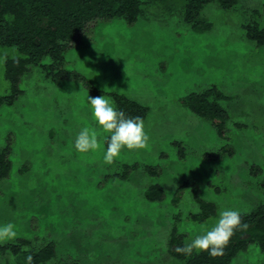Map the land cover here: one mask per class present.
<instances>
[{
	"label": "rangeland",
	"instance_id": "obj_1",
	"mask_svg": "<svg viewBox=\"0 0 264 264\" xmlns=\"http://www.w3.org/2000/svg\"><path fill=\"white\" fill-rule=\"evenodd\" d=\"M184 4L154 1L132 25L97 22L64 54V70L86 85L76 77L54 82L35 66L12 105L0 106V152L10 148L0 225L17 232L0 245L28 242L15 255L0 253V264H26L31 250L49 243L55 253L46 264H183L168 253L174 223L188 243L221 211L251 214L264 204V44L246 36L250 26L264 28V0L228 9L209 3L198 16L200 28L209 27L200 31L184 23ZM5 56L18 53L0 47V97L9 94ZM211 87L226 97L222 136L183 103ZM89 88L114 107V94L144 106L148 147L124 148L105 164L110 134L93 117ZM85 127L100 147L81 153L74 142ZM186 182L216 208L202 223L192 219L199 208ZM155 184L164 192L159 202L144 196ZM230 264H264V253L251 244Z\"/></svg>",
	"mask_w": 264,
	"mask_h": 264
},
{
	"label": "trees",
	"instance_id": "obj_2",
	"mask_svg": "<svg viewBox=\"0 0 264 264\" xmlns=\"http://www.w3.org/2000/svg\"><path fill=\"white\" fill-rule=\"evenodd\" d=\"M154 1L157 0H0V47L15 48L17 57H21L18 64L13 58L5 60V79L9 84V94L0 97V106L12 105L21 94L18 84L20 78L35 66H41L46 76L54 82L72 77L84 81L80 76L64 70L65 52L76 46L97 22L122 20L132 25L138 20L142 7ZM212 2L228 9L234 6L236 0H185L184 23L197 31L207 29L209 25L200 28L198 16ZM246 36L259 46L264 44V28L250 26ZM45 58H49L51 63L42 64ZM84 83L86 85L85 81ZM89 89L93 96L100 93L93 88ZM112 99L115 107L124 111L127 116L145 118L144 106L116 94ZM225 99L219 90L211 87L187 96L183 103L192 113L209 121L222 136L228 120L227 112L221 105ZM9 149L8 145L0 152V180L6 178L10 170ZM149 173L156 176L158 171L151 168ZM186 186L191 187L194 202L199 208V212L192 216L195 223H202L215 215L214 204L201 199L198 187L188 182L182 187ZM144 196L148 201L159 202L164 198V192L155 184L145 191ZM241 216L250 228L247 232L235 233L222 257L211 258L207 252H193L191 256L176 253L174 248L185 244L184 235L177 232L176 223L169 235V255L175 260L183 261V264H230L239 252L246 251L251 244L257 245L264 253V204L259 205L251 214ZM27 244L28 242L21 240L18 245H0V253L10 252L15 255L19 253L21 246ZM54 253V245L49 243L35 251L31 250L28 255L33 256V264H46L54 257Z\"/></svg>",
	"mask_w": 264,
	"mask_h": 264
},
{
	"label": "clouds",
	"instance_id": "obj_3",
	"mask_svg": "<svg viewBox=\"0 0 264 264\" xmlns=\"http://www.w3.org/2000/svg\"><path fill=\"white\" fill-rule=\"evenodd\" d=\"M20 58L14 57V62L18 64ZM87 99L98 126L110 134L107 138V150L103 157L105 164L114 163L115 158L124 148L140 150L148 147L150 137L144 130L142 117L127 116L124 111L114 107L110 99L103 95H89ZM74 147L81 153L97 150L100 147L97 132L88 127L83 128L75 139ZM249 228L250 225L242 220L238 210L227 209L219 213V219L210 230L195 236L191 242L176 246L174 251L185 256H191L195 251L197 254L207 252L211 258L222 257L235 233L237 231L247 232ZM16 236L14 224L0 225V242L12 240ZM26 264H33L31 254L27 256Z\"/></svg>",
	"mask_w": 264,
	"mask_h": 264
}]
</instances>
